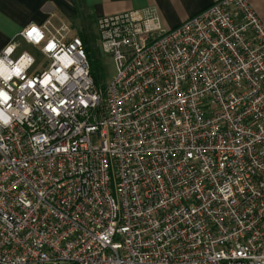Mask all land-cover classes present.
Returning <instances> with one entry per match:
<instances>
[{"label":"built area","instance_id":"2783aa9c","mask_svg":"<svg viewBox=\"0 0 264 264\" xmlns=\"http://www.w3.org/2000/svg\"><path fill=\"white\" fill-rule=\"evenodd\" d=\"M110 82L50 19L0 51V264H264V24L100 17ZM19 52V53H18Z\"/></svg>","mask_w":264,"mask_h":264},{"label":"crops","instance_id":"0c3cea01","mask_svg":"<svg viewBox=\"0 0 264 264\" xmlns=\"http://www.w3.org/2000/svg\"><path fill=\"white\" fill-rule=\"evenodd\" d=\"M214 1L216 0H0V51L13 41L21 47L23 41L18 37L19 33L28 25H41L47 19L56 26H69L71 35L78 36L100 17L155 7L162 25L170 29L201 12ZM246 1L264 24V0Z\"/></svg>","mask_w":264,"mask_h":264},{"label":"rangeland","instance_id":"374dc122","mask_svg":"<svg viewBox=\"0 0 264 264\" xmlns=\"http://www.w3.org/2000/svg\"><path fill=\"white\" fill-rule=\"evenodd\" d=\"M86 32L87 34L92 33V36L88 39V47L91 54V59L96 62L95 66L96 69H98L101 80L103 83L107 84L110 82L115 73L113 61L110 56L102 52L95 24L89 25V27L86 29ZM20 51H26L35 58V64L31 69V72L41 69L42 66L46 64V59H44V57L39 53L37 48H34L25 42H21L19 52Z\"/></svg>","mask_w":264,"mask_h":264},{"label":"trees","instance_id":"16d2710c","mask_svg":"<svg viewBox=\"0 0 264 264\" xmlns=\"http://www.w3.org/2000/svg\"><path fill=\"white\" fill-rule=\"evenodd\" d=\"M91 36H92V33L91 34H87L86 31H83V32H81L78 35V37H80V39L82 40L84 48H85V51L87 53V57H88V60H89V72H90V75H91L95 85L97 87H100L104 83H103V81L101 80V78L99 76L98 69H96V66H95L96 62L91 59V54H90L89 47H88V39Z\"/></svg>","mask_w":264,"mask_h":264}]
</instances>
